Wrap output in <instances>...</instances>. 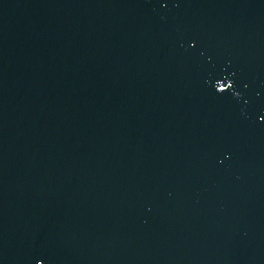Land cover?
Instances as JSON below:
<instances>
[{
	"label": "water",
	"instance_id": "95a60500",
	"mask_svg": "<svg viewBox=\"0 0 264 264\" xmlns=\"http://www.w3.org/2000/svg\"><path fill=\"white\" fill-rule=\"evenodd\" d=\"M0 264H264V0H0Z\"/></svg>",
	"mask_w": 264,
	"mask_h": 264
}]
</instances>
